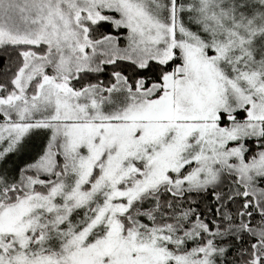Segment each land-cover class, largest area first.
<instances>
[{"label": "snow or ice", "instance_id": "6c2138e0", "mask_svg": "<svg viewBox=\"0 0 264 264\" xmlns=\"http://www.w3.org/2000/svg\"><path fill=\"white\" fill-rule=\"evenodd\" d=\"M0 264H264V0H0Z\"/></svg>", "mask_w": 264, "mask_h": 264}]
</instances>
